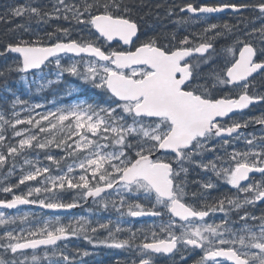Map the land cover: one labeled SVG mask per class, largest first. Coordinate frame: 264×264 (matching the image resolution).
Listing matches in <instances>:
<instances>
[{
    "label": "snow or ice",
    "instance_id": "1",
    "mask_svg": "<svg viewBox=\"0 0 264 264\" xmlns=\"http://www.w3.org/2000/svg\"><path fill=\"white\" fill-rule=\"evenodd\" d=\"M138 7L143 5L133 0H56L50 11L29 3L0 15V21L10 16L74 21L95 37L65 42L57 33L67 36L68 28L41 35L18 25L12 31L22 29L31 38L18 36L0 51V56L13 55L12 63L0 68V79L16 73L29 90L35 85L39 92L68 74L99 90L93 93L96 100L52 101L51 108L37 112L46 105H29L5 85L13 97L10 102L0 97L11 104L10 110L0 107V170L8 168L5 180L15 174L17 158L24 156V160L16 183H0V193L11 196L0 199V208L38 205L67 211L91 201L89 216L100 210L118 213L115 220L94 221L80 215L65 224L59 216L37 219L31 212L8 216L0 211V249L13 257L0 256V264H29V259L31 264L42 259L59 264L51 259L57 255L72 264L62 250L57 252V242L83 235L91 243L89 233L98 229L107 230L108 235L96 243L134 248L146 257L139 264H153L157 254L181 253L183 260L185 252L195 250L202 253L195 264H264V213L255 216L247 211L264 204V127L259 136L239 131L250 123L264 126V116L232 119L254 102H264V94H250V89L257 88V76L264 87V22L244 31L227 22L209 23L207 15L225 10L239 13L251 7L259 12L257 19L264 21V0L251 6L186 3L179 11L200 14L206 27L182 38L176 32L142 33ZM166 14L174 15V8ZM186 22L184 17L176 21ZM226 34L235 35V40L222 55H214L213 42ZM66 57L69 62L62 63ZM205 66H210L208 71ZM50 75L56 79H48ZM73 91L66 95L71 98ZM240 140L246 150L235 147ZM54 150L64 155L57 157ZM30 152L36 153L34 160L28 158ZM41 152L49 165L41 166ZM207 153L215 155L205 162ZM68 160L72 162L64 163ZM192 167L210 171L243 193V199L222 196L207 202L203 191L217 187L211 178L193 181L203 191L189 193ZM250 173H259L262 179L253 180ZM22 185L27 190L18 193ZM69 190L76 195L65 202L61 196ZM191 201H199V206ZM217 213L221 214L218 221L206 222ZM234 213L237 220L232 219ZM125 217H155L161 222L133 231L123 227ZM17 221L28 226L11 227ZM122 232L128 233L127 238H118ZM140 236L143 239L137 245ZM41 248L42 257L36 254ZM27 250L32 251L30 258ZM21 255L22 260L16 258Z\"/></svg>",
    "mask_w": 264,
    "mask_h": 264
},
{
    "label": "flooded vegetation",
    "instance_id": "2",
    "mask_svg": "<svg viewBox=\"0 0 264 264\" xmlns=\"http://www.w3.org/2000/svg\"><path fill=\"white\" fill-rule=\"evenodd\" d=\"M176 4L174 5L175 14L172 16H176L175 20V32L177 33L178 38H182L184 35H192L196 33H200L206 25L201 22L200 14H192L188 13L187 11L181 13L179 8L182 7L186 3H192L194 6H200L201 4H209L215 5L218 3H237V4H248L254 5L255 3L259 2H252L251 0H175ZM209 18V23H218L223 24L227 22L233 25H239L240 29L244 31H250L251 28L256 27L259 28L260 24L264 21H260L257 19L259 16V12L253 10L251 7L247 10L241 11L239 13H235L232 10H227L220 13H212L207 14ZM181 17L187 18V22L185 24H177ZM220 30V29H218ZM239 34V33H237ZM209 35H214V33H209ZM231 38V39H230ZM236 36L231 34H226L218 39H216L214 44L215 53L214 55H222L223 50L225 47L231 46L233 41L235 40ZM256 37H253V40ZM233 39V40H232ZM219 62V61H217ZM210 66H205L204 71H208ZM254 83L257 85V88L250 89V94H264V87H260V77L257 76ZM264 116V102H254L249 108L243 110L242 114H237L232 117V119L237 121L247 120L249 117H260ZM264 127L260 124L250 123L246 128H241L239 131L243 132L246 136L248 134H256L257 136L261 135V128ZM235 147L238 150H246L245 143L243 140L237 141L235 143ZM231 151V148L228 149ZM223 154V153H221ZM214 153H207L205 155V162L207 160L213 159ZM250 176L253 180H261V176L259 173H250ZM209 178L216 183L217 187L213 190L203 191L200 189L199 185L196 183H192L193 181H207ZM188 181L189 187L188 191L191 192H200L203 191V195L205 196L207 202L211 203L214 202L215 199H218L222 196H229L235 197L239 196L243 199V193H237L236 189L232 188L231 186L227 185L222 180H217L213 173L210 171L205 172L204 170L198 167H192L189 169L188 173ZM243 183V182H242ZM76 194L70 193L69 198L67 196H62L65 202H70ZM196 203L199 206V201H191ZM93 207L91 201L87 204H84L82 207H78L75 211L71 213L64 214V215H55L51 213H47L41 209H34L31 213H35V216H41L40 218L50 219L56 216H59L61 221L65 224L69 222L70 219L76 216L85 215L89 216L87 211L88 208ZM96 212V209H93ZM247 211L251 212L252 215L260 216L264 213V204L257 203L255 206L249 207ZM118 213L114 210L110 211H103L100 210L97 215L89 216L90 219L96 220L100 219L102 222L111 218L115 220ZM239 215H243V212H240ZM221 217V214L217 213L215 217H208L206 218V222H212L213 219L217 221ZM126 223L123 225L125 228L131 227L133 231L138 229H146L151 224H159L161 221L159 218L155 217H125L124 218ZM167 219V217H165ZM233 220H237L238 217L234 213L232 215ZM95 227V224H93ZM158 231V229H157ZM93 242H89V240L84 239L83 235L78 237H70L64 241H58V248L57 252L63 251L65 255L69 257V260L72 261V264H132V261L135 260L136 264H139V260L142 257L138 250L134 248H112L107 247L104 244L96 243L97 241L104 240L108 232L107 230L98 229L95 233H89ZM128 233L122 232L118 235L119 239L127 238ZM143 237L140 236L136 241L135 244H140L142 242ZM44 249L41 248L37 251V253H43ZM49 253H51L52 249L49 247ZM84 252H87L88 255H83ZM202 253L199 250H195L192 252H185V258L181 260V253H176L175 256H166V255H155L152 257L153 264H195V262L200 258ZM52 260L59 261V264H66L59 255L51 257ZM44 264H50L49 260H44Z\"/></svg>",
    "mask_w": 264,
    "mask_h": 264
},
{
    "label": "trees",
    "instance_id": "3",
    "mask_svg": "<svg viewBox=\"0 0 264 264\" xmlns=\"http://www.w3.org/2000/svg\"><path fill=\"white\" fill-rule=\"evenodd\" d=\"M252 2H256L257 0H251ZM56 0H0V15H3L9 8L16 7L18 5H26L31 4L32 6H37L43 8L45 11H50L51 6L55 4ZM71 2V0H69ZM137 5H143V7H138L136 12L139 16L143 17V20H139L138 22L141 24L142 33H146L147 35L153 34H164V33H173L175 32V20L176 16L167 15V11L169 8H174L176 4L175 0H133ZM160 6V7H157ZM18 23V24H17ZM18 25H24L26 28H29L32 33H39L43 35L46 32H55L57 28H68L69 34L64 36L62 33H57L61 39H70L75 38L80 40L81 36L86 37L89 32L87 30H83L81 26L76 25L74 21H64L63 19H51L46 21H37L35 17L28 19L27 16L24 17H8L5 21H0V51H3L4 46L12 42L18 36H23L24 39L31 38L28 33L20 31L13 32L12 29L17 28ZM256 39V38H255ZM166 42V41H165ZM4 57L13 58L12 55L0 56V62ZM13 59L7 61L6 63H1L0 68H3L7 64L12 63ZM19 74L12 73L4 79H0V90L3 91V88L7 84L9 88L12 89L17 95L20 94L28 103H33L35 100L45 98H52L56 102H59L58 99L62 97L61 94L52 93V96L49 94H41L37 92L36 87L31 86L32 93L25 94L24 91L29 89V87L23 82L19 81ZM72 76L65 74L63 79L60 81V84H63V91L69 90L71 86L73 87L75 83L72 81ZM59 84V83H56ZM84 91L83 94L88 92V86L84 85L82 88ZM94 93V91H93ZM10 97L11 94L5 93ZM0 97H3L0 93ZM11 98V97H10ZM90 99H98L94 94L90 96ZM0 104H6L0 99ZM58 104V103H57ZM31 156L36 155L35 152L28 153ZM53 154L57 157L63 156L64 153L59 150H54ZM40 156L44 157V153L41 152ZM17 158L16 162H19ZM22 160V159H21ZM20 160V162H21ZM67 162V161H66ZM64 162V163H66ZM63 165V163H62ZM24 169L28 170L27 165H24ZM53 167V166H52ZM23 186V185H22ZM20 186V187H22ZM9 195L5 196L3 193H0V198H7Z\"/></svg>",
    "mask_w": 264,
    "mask_h": 264
},
{
    "label": "rangeland",
    "instance_id": "4",
    "mask_svg": "<svg viewBox=\"0 0 264 264\" xmlns=\"http://www.w3.org/2000/svg\"><path fill=\"white\" fill-rule=\"evenodd\" d=\"M7 61H10V58H4L1 62H0V64L1 63H6ZM29 80H31V77H29ZM54 174H55V172H54ZM29 186H36V183H30V184H28ZM27 190V188L25 187L24 188V190L23 191H26ZM23 212H20V213H17L16 215H18V214H22ZM13 216V215H12ZM22 226H24V227H26L25 226V224H23Z\"/></svg>",
    "mask_w": 264,
    "mask_h": 264
},
{
    "label": "water",
    "instance_id": "5",
    "mask_svg": "<svg viewBox=\"0 0 264 264\" xmlns=\"http://www.w3.org/2000/svg\"><path fill=\"white\" fill-rule=\"evenodd\" d=\"M20 206H27V205H20ZM17 207H19V206H17ZM57 211H65V210H57ZM68 211V210H67Z\"/></svg>",
    "mask_w": 264,
    "mask_h": 264
},
{
    "label": "bare ground",
    "instance_id": "6",
    "mask_svg": "<svg viewBox=\"0 0 264 264\" xmlns=\"http://www.w3.org/2000/svg\"><path fill=\"white\" fill-rule=\"evenodd\" d=\"M29 19V18H28ZM59 21V20H58ZM18 24V23H17ZM231 39V38H230ZM233 40V39H232Z\"/></svg>",
    "mask_w": 264,
    "mask_h": 264
}]
</instances>
